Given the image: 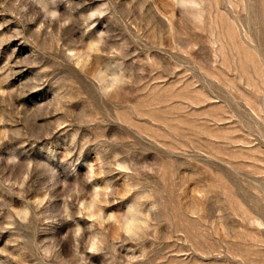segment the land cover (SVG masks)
<instances>
[{
    "label": "rangeland",
    "instance_id": "374dc122",
    "mask_svg": "<svg viewBox=\"0 0 264 264\" xmlns=\"http://www.w3.org/2000/svg\"><path fill=\"white\" fill-rule=\"evenodd\" d=\"M0 264H264V0H0Z\"/></svg>",
    "mask_w": 264,
    "mask_h": 264
},
{
    "label": "clouds",
    "instance_id": "9594fccd",
    "mask_svg": "<svg viewBox=\"0 0 264 264\" xmlns=\"http://www.w3.org/2000/svg\"><path fill=\"white\" fill-rule=\"evenodd\" d=\"M81 207H84V205L81 204ZM89 210L91 211V209H89ZM93 218H95V217H93ZM138 227H144V228H146V227H147V224H144V225H142V226H138V225L136 224L135 221H131V222H129V223L125 226L124 231L127 232L128 234H132V232H133L135 229H137Z\"/></svg>",
    "mask_w": 264,
    "mask_h": 264
}]
</instances>
